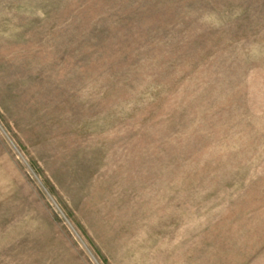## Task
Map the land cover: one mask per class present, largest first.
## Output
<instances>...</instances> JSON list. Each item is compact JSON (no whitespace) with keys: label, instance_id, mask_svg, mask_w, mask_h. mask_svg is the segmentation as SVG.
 <instances>
[{"label":"rangeland","instance_id":"rangeland-1","mask_svg":"<svg viewBox=\"0 0 264 264\" xmlns=\"http://www.w3.org/2000/svg\"><path fill=\"white\" fill-rule=\"evenodd\" d=\"M0 264H264V0H0Z\"/></svg>","mask_w":264,"mask_h":264}]
</instances>
